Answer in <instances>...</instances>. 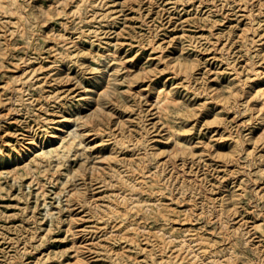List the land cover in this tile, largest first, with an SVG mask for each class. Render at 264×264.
I'll return each mask as SVG.
<instances>
[{
    "label": "rangeland",
    "instance_id": "obj_1",
    "mask_svg": "<svg viewBox=\"0 0 264 264\" xmlns=\"http://www.w3.org/2000/svg\"><path fill=\"white\" fill-rule=\"evenodd\" d=\"M169 1L116 0L114 4L118 3L117 7L122 11L115 13L116 17L107 22L108 26L102 34L105 46L89 45L81 33L90 31L89 34L95 38V33L104 31L99 28L105 25L98 17L104 10L100 0L94 3V9L90 12H87L81 0H16V4H21L22 14L16 9L15 12H1L0 144L5 143L6 139L20 137L28 128L42 135L43 118L53 116L54 108L61 101L56 96L63 95L68 87L74 90L78 86L75 79L62 81L58 77L61 72L52 69L55 65L50 59L32 57L33 46L41 45L42 41L46 45L43 51H50L47 53L50 58L62 52L64 42H57L60 36L68 41L82 40L86 49H102L105 54L118 41L122 54L129 58L138 55L131 67L138 70L141 66H153L158 59L156 55L159 52L149 48L146 44L148 39L154 37L158 42L168 45V40L174 36L173 42L167 46L168 52L178 47L180 38L177 39V36L183 33L184 39H187L185 42L191 39V46L197 48L199 56L209 59V62L202 60L198 65L190 91L195 90L197 96L204 95L205 87L207 91L215 92L219 80L215 78L214 71L221 67L218 61L210 60V57L217 52L218 56L223 54L238 67L243 63L238 40L232 38L238 30L237 26L230 27L236 22L234 16L225 4L222 5L223 0H184L176 7ZM258 1L249 0L247 5L257 9ZM198 4V10H194ZM225 14L230 15L225 17ZM231 21L234 22L230 24ZM209 29L220 34H210L211 41L193 36L195 31L197 34L209 33ZM229 34V39H226ZM209 44L210 47L206 48ZM248 52L253 55L254 49ZM146 54L149 56L146 57ZM252 58L258 60L259 55L254 54ZM71 63L70 72L73 75L77 69L81 71L85 64L95 62L89 54H81L76 62ZM81 75L82 80L90 76L89 73ZM147 79L138 78L133 85L137 86ZM42 83L44 89L40 87ZM225 83V80L221 81V88ZM32 93L37 97H31ZM47 94L50 95L46 97ZM245 100V96L241 95L237 104L229 105L228 128L223 131L224 137L218 140V144H205L204 140L212 127L204 125L200 142L193 150L188 149L184 156L177 157V167L162 163L163 181L159 190L151 194L136 189L139 191L137 196L145 200L144 203L136 206L123 202L120 204L121 225L117 233L108 236L86 233L81 237L84 239V255L87 259L82 264H207L213 258L217 262L209 264H264V239L259 242V237L254 233L255 225L264 226V172L260 169L264 144L254 140L261 125H254L257 124V113H253V107H248ZM148 103L146 100H137L135 107L124 111L130 119L125 129L132 130L130 135L133 139L140 136L139 128L143 124L155 120L151 114L154 110L148 111ZM8 107L10 110L6 114ZM13 119L16 121L12 122ZM219 129L217 127L211 132L215 133L213 137L220 136L217 134ZM238 135L244 140V147L230 160L228 148ZM152 143H156L152 147L161 146L162 149L150 156L149 168L153 174L157 164L167 158L165 149L169 143H163L159 138ZM141 147L143 144L140 143L134 150ZM107 150L108 145L103 148V151ZM115 164L120 165L117 162ZM72 166H75V162ZM50 168L34 175L36 179L30 189L27 183L31 178L21 183L9 181L8 188L2 189L0 264H65L69 259L74 261L73 252L63 251L66 246L73 244L70 236H65V227L56 228L50 233L44 230L48 219H43L46 212L43 199L48 205H58L56 184L46 182L47 176L52 173ZM37 180L46 182V195L40 196L38 203L35 196L39 186ZM25 206L26 209L22 210ZM20 218H24V225H19ZM243 232L252 235L246 238ZM201 244L207 245L215 254L196 258L194 250ZM17 252L21 253V259L12 262ZM203 259L205 263H202Z\"/></svg>",
    "mask_w": 264,
    "mask_h": 264
},
{
    "label": "bare ground",
    "instance_id": "obj_2",
    "mask_svg": "<svg viewBox=\"0 0 264 264\" xmlns=\"http://www.w3.org/2000/svg\"><path fill=\"white\" fill-rule=\"evenodd\" d=\"M81 1L86 6L87 12H90L93 11L94 3L98 0ZM100 1L104 10L98 17L105 25L99 28L104 31L98 30L99 33H95V38L89 34L90 31L81 32L82 38L84 37L89 45L104 43L102 34L108 26L107 22L116 17L115 13L122 11L118 9V3L114 4L116 0ZM223 1L222 5L225 4L229 8L230 14L236 21L230 27L237 26L239 30L232 38L236 37L238 40L243 63L238 67L222 56L223 54L218 56L217 52L214 53L210 60L218 61L221 67L214 71L219 84L213 93L207 91L205 87L202 96L195 95V90L190 91L191 82L193 75L198 71V65L202 60L209 62V59L200 57L197 48L191 46L193 41L190 39L189 42H185L187 39H184L183 33L177 36V39L180 38L178 47L168 52H166L167 46L173 42L174 36L168 40V45L158 42L154 37L148 39L146 44L151 50H158L159 54L156 55L158 59L153 66H141L138 70L131 68L134 58L138 55L129 58L122 54L118 41L114 42L109 48V53L105 54L102 49L96 51L86 49L82 40L68 41L60 36L57 42H64V48L53 58L47 54L50 51L47 53L43 51L46 47L43 41L41 45L33 46L32 57L38 60L50 59L55 65L52 69L61 72L58 77L62 81L75 79L78 86L74 90L68 87L63 95L56 96V99L60 98L61 101H58L60 103L54 108L53 116L43 118L42 135L28 128L20 137L6 139L5 143L0 144V195L3 193V188H8L9 181L21 183L31 178L27 183L30 189L36 179L34 175L40 170L44 171L51 167L52 173L47 176L46 182L56 184L58 190H55V195L58 198V205L53 207L43 199L46 208L43 219H48V225L44 230L50 233L56 228L65 227V236H70L73 244L63 247V251L73 252L74 258V261L69 259L65 264H82L87 260L84 255V239H81L86 233L97 235L100 233L106 236L117 233L121 225L120 204L123 202L133 206L140 205L145 200L137 196L139 191L153 194L159 190L163 181V166L170 163L173 167H177V157L184 156L188 149L193 150L200 142V132L204 125L212 127L204 140L205 144H218V140L224 137L223 131L228 128L229 105L237 104L241 95L245 96L247 106L253 107V113H257L255 115L257 124L254 125L258 126V123L261 125L260 132L254 140H260L264 144V18L262 17L264 3L263 0H259L258 8L253 9L247 5L249 0ZM169 2L176 7L184 0ZM20 5L16 4V0H0V13L18 10L22 14ZM198 7L199 4L194 10H198ZM244 10L246 12H243ZM227 14L225 17L230 15ZM233 22L231 21L230 24ZM120 32L121 30L118 31ZM197 33L195 31L193 35L195 38L208 41H211L210 34L217 36L220 34L210 29L209 33ZM229 37L230 34L226 39ZM243 46L245 48H242ZM209 47L210 44L206 48ZM251 48L254 49V54L259 55L258 60L253 59L254 54L248 52ZM81 54H89L95 63H87L82 66L81 71L77 69L76 73L71 75V62H76ZM147 56L149 55L146 54ZM82 73L90 74L86 77L87 80H82ZM169 74L172 76H168ZM138 78L148 79L134 86ZM222 80L226 82L223 88L220 86ZM42 85L43 83L40 87L44 89ZM49 95L47 94L46 97ZM33 96L37 97L32 93L31 97ZM137 100L149 101L150 108L146 109L150 112L154 110L151 114L155 120L143 124L139 128L140 136L133 139L130 135L132 130L125 129L130 119L129 116L126 117L124 111L135 107L134 103ZM9 110L10 107L7 108L6 114ZM15 121L16 119L12 120ZM217 127L222 131L221 129L217 131L220 136L216 138L213 137L215 133L211 132ZM156 138L169 145L165 149L167 158L157 164V170L152 174L149 168L152 159L150 156L162 150L161 146L152 147L156 144L152 143ZM214 140L216 143H213ZM233 142L228 148L230 160H233L237 152L244 147V140L240 135L235 137ZM140 143L143 147L135 151L134 147L139 146ZM106 145L108 150L103 151ZM74 162L75 166H72ZM116 162L120 165L116 166ZM260 169L264 172V158ZM46 182H39L35 192L37 203L40 196L46 195ZM25 209L26 206L22 207V210ZM20 220L19 225H24V218ZM254 227V233L259 237L260 242L264 239V226L257 224ZM242 234H245L246 238L252 235L248 232ZM207 247L201 244L194 250L196 258L215 254ZM56 253L55 251V255ZM20 259L21 253L17 252L12 257V262ZM205 262L203 259L202 263ZM208 262H217V259L213 258ZM208 262L206 263L209 264Z\"/></svg>",
    "mask_w": 264,
    "mask_h": 264
}]
</instances>
